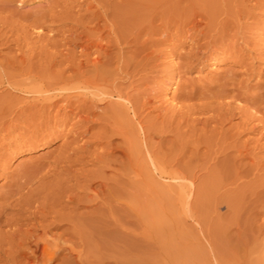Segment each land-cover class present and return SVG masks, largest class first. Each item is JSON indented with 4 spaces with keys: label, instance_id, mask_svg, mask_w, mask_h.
I'll return each mask as SVG.
<instances>
[{
    "label": "bare ground",
    "instance_id": "6f19581e",
    "mask_svg": "<svg viewBox=\"0 0 264 264\" xmlns=\"http://www.w3.org/2000/svg\"><path fill=\"white\" fill-rule=\"evenodd\" d=\"M2 1V11L15 2H18V6L32 3V0ZM139 1L51 0L49 10L35 11L33 20L27 24L28 28L43 29L46 25L49 29L57 28L49 30L51 37L40 44V36L34 42L26 25L22 28L18 25L20 35L13 29L17 32V38L12 44L19 53L17 56L14 53L8 60L5 58L7 61L3 59L5 56L2 58L4 62H0V87L24 94L26 99L18 101V97L9 93L0 96V160L9 151L17 153L44 144L43 134L51 124L67 125L72 116L75 123L71 126L73 140L64 142L51 153L41 156L36 163L19 165L15 178L10 179L7 190L3 192L0 203L2 264H57L58 261L59 264H136L138 257L134 250L137 243L132 227L139 215L136 211L137 182L154 175L164 180L182 178L186 174L182 168L171 170V165L167 163L168 159L165 157L168 155L164 153L163 145L166 134L173 133V130L167 128L172 127L177 117H180V121H189L192 127L193 124H200L207 131L209 126L207 133L212 138L211 143L215 139L212 134L219 136L220 131L224 132V139L220 134L221 141L226 142L225 136L229 132L222 130L225 123L235 116L241 117L235 126H241L245 130L243 127L257 119L250 113L241 112L242 109L238 106H233V101L244 97V93L240 91L243 89H240L242 84L238 87L233 80V83L230 81L232 89L226 90L220 86L221 89L214 94L197 93L195 90L183 92L181 98L185 102L179 108H166L162 97L150 92L148 94L157 77L169 81L183 74V70L191 71L212 60L218 42L229 31L233 32L228 35L229 40L240 41L243 45L238 48L241 55L250 49L248 45L252 42H244L245 31L258 26L252 21L251 25L241 22L245 15L243 16L244 11L242 13L243 9L239 7L245 6L244 0H238L242 2L237 9L235 7L239 4L238 1L233 3L236 10L232 8L235 11L222 19V14L220 17V14L215 15L218 12L214 11V7L213 10L211 8V11L216 12L213 15L204 11L207 9L199 13L195 11L186 21L189 29L182 32L177 24L174 30L163 23L155 25L156 14H152L149 9H154L153 5L159 3V0H155L154 4L151 1ZM254 1L258 7H264V0ZM220 2L222 3L221 0ZM211 5L215 6L213 3ZM73 7H78L77 10L82 11V14L75 15ZM226 10L223 11L224 14L230 12ZM250 16L254 19L253 14ZM12 28L14 26L11 24ZM229 28L231 29L228 30ZM171 39L178 43L184 42L190 47L184 56H180L184 63H173L171 60L175 55L159 48ZM251 51L258 57L264 54V50L255 47ZM32 59L36 61L33 62ZM151 88L150 91H153L154 88ZM260 100L262 106L264 95ZM38 108L44 112H39ZM153 113H156L154 117L151 115ZM196 114L199 117H194ZM206 114L210 115L205 117ZM158 119H162L159 124ZM93 128L95 133L90 137L94 140L92 145L100 148V151L89 153L78 145L77 136L89 134ZM255 128L257 126L253 125L250 130ZM237 137L239 135L236 140ZM232 138L234 135L231 134L230 143L234 140ZM210 139L206 140L209 142ZM262 140L264 137L260 141ZM260 143L257 144L261 145ZM238 144L237 140V146ZM211 145L206 146L211 148ZM226 145L233 154H239L234 157L232 153L223 151L229 154L225 155L224 162L243 157L242 151L239 152L240 145L239 151L236 150L238 147L234 149L235 144ZM244 145L242 149L245 148ZM249 155L251 154L248 153L246 157ZM228 157L234 158L227 159ZM85 159H88L87 162ZM88 162L95 171L82 169ZM77 166L80 169H75ZM44 168L47 170L41 174L40 171ZM72 173L83 175L84 178L78 179ZM110 173L118 179L112 176L117 180H111L107 177ZM37 174L41 175L38 180H34ZM33 181L38 184L31 189L35 183L32 184ZM70 182L73 184L67 185ZM110 184L113 189L109 188ZM78 193L82 196L78 197ZM2 217L5 219L1 220ZM139 260L140 264H151L146 255Z\"/></svg>",
    "mask_w": 264,
    "mask_h": 264
},
{
    "label": "rangeland",
    "instance_id": "374dc122",
    "mask_svg": "<svg viewBox=\"0 0 264 264\" xmlns=\"http://www.w3.org/2000/svg\"><path fill=\"white\" fill-rule=\"evenodd\" d=\"M50 1L51 0H32L31 4L22 6H18V2H15L11 6L8 5V9L4 8V11H2V9L0 10V25L2 26L3 24L4 26L0 27V62L5 58L8 60L11 55L14 56V53L15 56H17L19 52L15 51L17 49L12 42L15 37L17 38V36H15L17 32H20L19 27L22 28V26L26 25L25 27L28 28V25L34 18L33 14L35 11H48L50 4H52ZM68 1L69 0H67V2ZM140 1L148 3L151 1L153 4L155 3V0ZM159 1L157 0V2H159L157 4L160 5H153L156 13L153 8L149 9L150 11L152 10V14L153 12L154 15L156 14L155 25L165 24L168 25L170 29L172 28L171 30H174L178 25L181 28L180 32H182L183 30L186 31L189 29L186 21L195 11L197 13L204 9L211 11V8L214 7V11L218 12L217 14H215L216 12L214 11L210 13L207 10L204 11L212 15L214 12L217 16L220 14L219 17L222 14V19L225 15L232 14L243 0H221L222 3L220 0ZM1 2L3 1L0 0V3ZM235 2L239 3L236 7L233 4ZM244 2L243 5L245 6L242 8L239 7V9H243L241 12L243 13L244 11L245 13H243L245 17H242L243 19H241V22L246 25H251L252 22H256L258 26L256 29L255 26H253L254 28H252L251 31L250 29L245 31L244 42H252L251 45H248L250 49H247V51H245L246 53L244 52V54L241 55V52H239V46H243L240 41H233V43L229 40L228 35L233 34V32L231 33L229 31L228 37L224 36V39L221 40L222 42H218V47L216 48L217 50L212 60L202 63L191 71L183 70V74L179 77L175 76L174 79L169 81H164L157 77V79H155L156 82L150 86V90H152L151 87H153L154 90H148V94L150 92L151 94L154 93L160 96V98L162 97V101L165 102L163 103L164 107L168 108L172 106L179 108V106L185 102V100L181 98V95L188 90H195V92L203 94H214V92H217L218 89L220 90L222 86L225 87L224 89L226 90L232 89L231 80L235 81L238 87L241 86V84L242 86L245 85V87H240V89L243 88L240 91L242 94L244 93V97L233 101L232 104L234 103L233 106H238L242 109L241 112L244 111V113H250L251 116L254 115L253 117L258 120L250 121L246 126L249 128L246 129V127H243L245 130L242 129L241 126V128L235 126V124L239 123L242 119L241 117L236 118V116L222 126V130L225 129V131L230 133L226 134V142L223 140L224 143H228V146L235 144L234 149L237 147L239 148L240 145L241 150L240 148L236 150H240L239 152L242 151L241 156L243 157L239 159L236 158L237 161L236 159H229L236 157L239 153L233 154V151L225 147L226 144L224 145L223 141L220 139V134L223 136L224 134L222 135V133L224 132L220 131L219 136L216 133H211L213 138H215L211 143L212 138L209 137L210 134L207 133L209 132V126L206 131L200 124H193L192 127L189 121H180V117H177L172 127L170 126L167 128V130H173V133L166 134L167 137L164 141L163 151L168 155L165 158L168 159L167 163L169 162L171 165V170L182 168L183 171H186V174L182 178H166L164 180L154 175L148 179L146 178L144 181L137 182L136 187L138 193L136 198V211L139 215L137 216L138 219L137 217L135 218L132 227L136 234L135 242L137 243L134 250L138 257L136 264H140L139 258L144 255L148 256L151 264H264V248H262L264 247V244H262V242H264V140L260 141L262 137H264V132H262V130H264L262 127L264 126H261L260 123L262 122V125H264V104H262V106L260 105V97L264 95V54L258 57V55L255 56L251 51V48L254 47L259 50H264V7H258L254 0H244ZM212 3L213 5L215 4L217 9L219 8L220 12L215 6L211 5ZM219 3H221V5H219ZM227 4L228 6H226ZM77 9L78 7H73V13L75 12V15L76 13L77 15L82 14V11ZM174 10L176 11L174 12ZM225 10L230 12H225L226 14H224L223 11ZM250 14L254 15L255 20ZM9 16L11 18H9ZM221 19L219 18V20ZM11 24L12 27L14 26L12 29ZM18 25L20 26L18 27ZM46 26L47 27L43 29L28 28V33L32 34L30 37L32 36L31 38L34 42L38 39L37 37L40 36L41 42L39 40V44L42 42L44 43L48 37H51V32L49 30L57 29L56 27H50L49 29V26ZM13 29L16 31L18 29V31L15 32ZM230 29L231 28L228 30ZM10 31L14 35L11 36V33H8ZM154 37L156 38L158 36ZM9 41L11 43H9ZM183 43L184 42L178 43L177 40L171 39L168 43L159 46V48L165 50L166 53L172 52L173 55H175L171 60L173 63H184V60L180 56H184L189 51L190 47ZM254 43L256 45H254ZM7 60L5 59L4 61ZM31 61L34 62L36 59H32ZM233 81L231 82L233 83ZM226 82L227 84H225ZM7 89L6 87H0V96H5L6 93H9L15 98L18 97V101H24L26 99V95H22L21 93L18 94V92L10 89H8V91ZM101 108H104V106ZM37 110H40L39 112L41 113L44 112L43 109L38 108ZM56 110L57 109H55V111L53 110L54 114ZM39 112L37 113L39 114ZM151 115L154 117L156 113ZM207 115L208 114H206L205 117H208L210 114ZM196 116H198V114L194 117ZM168 117L169 115H167V118ZM237 117H239V115ZM73 119L74 117L72 116V121L70 120L67 125H49L48 130L43 134L44 140L42 142L44 144L33 146L17 153L15 151H9L2 160H0V203L1 196L3 192L7 190L10 179L15 178L19 165L28 162L32 164L34 162L36 163L41 156L51 153L59 145L74 139L71 129V126L75 123ZM161 122L162 119H158L157 124ZM251 122H253V124ZM210 125L212 127L213 124ZM233 125L235 126L234 128ZM253 125L257 126V128L254 129L255 131L250 130ZM213 126L215 127V125ZM236 127L237 129H235ZM81 130H83V128ZM94 130L95 128H93L89 134H85L86 136H80V134L77 136L78 145L82 146L84 150L89 153H95L100 149L92 145L94 140L90 137L93 132L95 133ZM20 131H22V129ZM17 133L16 131L15 134ZM233 133L239 135V137H237L238 146L236 140V136L238 135L235 136ZM231 134L234 135V138H232V140L234 139L233 142L236 140L235 143L232 142L233 144L230 143L231 140H229ZM173 135H176V137L174 136V138ZM217 136L219 139H217ZM207 138L208 140L211 138L209 141L210 143L206 140ZM175 139L177 140L176 142ZM222 139H224V136ZM204 140L207 142H204ZM215 140L217 142H214ZM258 142H262L260 143L261 145H258ZM207 144H212L214 148L206 146ZM243 145L245 147L244 149H242ZM206 147L210 150L208 148L207 150ZM257 149L260 150L258 151ZM236 150L234 152H236ZM223 151L229 154L232 153L234 157H228L227 159L229 160L224 162L223 160L226 159L224 158L225 155L229 156V154ZM245 152L251 155H249V157L247 156V158L246 155H248V153ZM250 157H254L255 160ZM170 158L172 159L171 161L175 159V162L173 161L174 163L171 164ZM240 159L243 160L240 161ZM86 160L88 159L84 161L87 162ZM89 163L90 162L82 169L84 171H95V168ZM45 168L43 171H40L41 174L45 173V170L48 169ZM75 169H80V167L77 166ZM237 170L239 171L235 172ZM39 175L37 174L34 180H38L37 178L40 177ZM72 175L74 176L75 173H72ZM80 176L75 175L78 179L84 178V176ZM112 176L117 178V176L111 175V173L107 174V177H110L111 180L113 178ZM61 177L65 178V176ZM117 179L113 178V180ZM36 182L37 181L32 182V184H34L31 186V189L37 187L36 185L38 182ZM69 184H73V182L67 185ZM109 186V188L113 187L111 184ZM78 194V197L82 196L81 193ZM120 198L124 199V197ZM4 219L5 217L1 218V220ZM0 262V264H2V261ZM59 263L60 261L57 262V264Z\"/></svg>",
    "mask_w": 264,
    "mask_h": 264
}]
</instances>
